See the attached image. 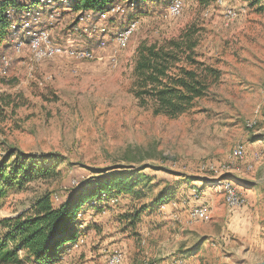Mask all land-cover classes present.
<instances>
[{"label":"rangeland","instance_id":"obj_1","mask_svg":"<svg viewBox=\"0 0 264 264\" xmlns=\"http://www.w3.org/2000/svg\"><path fill=\"white\" fill-rule=\"evenodd\" d=\"M182 1L179 16L169 15L170 0H143L134 7L120 2L123 14L83 21L108 28L105 47L99 46L100 35L81 29L83 13L58 0L45 4L37 27L48 30L53 42L92 49L96 57L91 60L37 61L28 38L19 33L0 47V163L8 151L19 150L59 162L61 170L55 179L6 188L0 221L27 212L47 191L55 201L63 200L106 169L148 176L139 179L135 202L120 195L99 207L87 205L76 238L83 242L69 244L55 264H107L114 250L123 252L122 264H256L264 259V11L250 0ZM227 7L237 12L235 20L227 21ZM133 19L138 26L127 47L115 51L114 33ZM185 30L195 32L200 59L219 70V79L187 112L154 114L135 95L137 48ZM20 37L25 47L17 52ZM238 147L242 159L234 156ZM223 179L236 186L243 206L229 208L217 184ZM192 188L199 189L198 200L190 197ZM161 191L172 200L156 205ZM202 202L210 207V218L190 220V209ZM139 207L144 210L138 222L129 225L130 209Z\"/></svg>","mask_w":264,"mask_h":264},{"label":"trees","instance_id":"obj_2","mask_svg":"<svg viewBox=\"0 0 264 264\" xmlns=\"http://www.w3.org/2000/svg\"><path fill=\"white\" fill-rule=\"evenodd\" d=\"M128 1L68 0V3L76 12L98 14L113 4ZM141 1L135 0L136 6ZM250 1L258 11H264V0ZM39 2L0 0V47L5 41L19 37L10 29L11 16L19 18ZM198 44L195 32L185 30L161 42H144L138 46L135 95L141 105L150 106L154 114L176 117L208 94L210 85L219 79L220 72L200 59ZM100 173L72 188L63 200L56 197L55 201L53 193L47 191L33 201L27 212L1 220L0 264H22L25 261L31 264L57 263L81 232L79 227L84 225L79 218L81 211L85 212L89 206L99 207L97 203L112 201L120 195L128 196L135 202L140 197L137 190L139 179L141 176L148 177L146 174L133 177L113 169ZM60 174L59 162L28 156L19 150L15 153L8 151L0 163V198L11 185L38 178L55 179ZM171 198L170 193L161 191L153 203L164 204ZM144 207L130 209V215L126 217L129 225L138 222Z\"/></svg>","mask_w":264,"mask_h":264},{"label":"built area","instance_id":"obj_3","mask_svg":"<svg viewBox=\"0 0 264 264\" xmlns=\"http://www.w3.org/2000/svg\"><path fill=\"white\" fill-rule=\"evenodd\" d=\"M52 0H40L39 4L31 9L27 10L21 17L16 18L11 16V26L10 29L13 32L19 33L21 36H25L29 40V49L32 53V56L35 60L41 61L44 59H50L60 56H70L77 60H91L96 57L94 51L92 49H87L84 47H74L70 48L68 46H64L60 43L53 42L51 38V34L48 30L44 28L37 27L40 23L41 15L40 12L42 7L45 4L50 3ZM61 3L67 4L68 0H58ZM220 5H223L224 0H218ZM135 6V0L128 1V7ZM183 9V1L182 0H170L168 4V12L170 16H179ZM125 12V7L121 3H116L110 6L107 10L100 12L98 14L93 13L92 11L83 12L82 16L79 18L82 26V30L89 36L92 35H100L99 46L105 47L108 44V28L104 25H99L96 23H83V21H88L90 18L94 16L98 17V20H102L104 18L123 14ZM227 21H233L236 19L237 12L234 8L227 7L224 13ZM138 26V21L133 19L129 22V24L118 31H116L113 35V41L115 44V51L117 49H123L127 47L130 38L133 32L136 30ZM21 38V37H20ZM18 39L16 41L15 50L17 52H21L25 43L24 40ZM114 59V58H113ZM3 63L8 64L7 57L2 58ZM263 93H264V85H263ZM244 155V151L242 147L236 148L234 151L235 158L242 159ZM209 170L216 171L217 169L210 165ZM220 187V191L223 192L225 196L226 203L229 208L234 209L236 207L243 206L245 203V199L239 194L236 186L228 179H223L218 181ZM189 195L192 199L198 200L200 198L199 189L192 188L189 192ZM113 202L117 201V199H113ZM84 211L79 213V218L82 219L84 216ZM189 218L193 221H201L207 220L210 218V207L207 203H200L194 205L189 211ZM83 225H80L82 227ZM83 242V237H80L75 242V245H79ZM124 260V254L121 250H114L107 258V264H122ZM145 264H150L146 262Z\"/></svg>","mask_w":264,"mask_h":264},{"label":"crops","instance_id":"obj_4","mask_svg":"<svg viewBox=\"0 0 264 264\" xmlns=\"http://www.w3.org/2000/svg\"><path fill=\"white\" fill-rule=\"evenodd\" d=\"M230 219H231L230 221H233L234 217L233 218L230 217ZM177 252H179V254L181 255V252H183V250L179 249V251H177ZM188 253H190V252H186V253H182V254L188 255Z\"/></svg>","mask_w":264,"mask_h":264},{"label":"water","instance_id":"obj_5","mask_svg":"<svg viewBox=\"0 0 264 264\" xmlns=\"http://www.w3.org/2000/svg\"><path fill=\"white\" fill-rule=\"evenodd\" d=\"M256 264H264V259Z\"/></svg>","mask_w":264,"mask_h":264}]
</instances>
